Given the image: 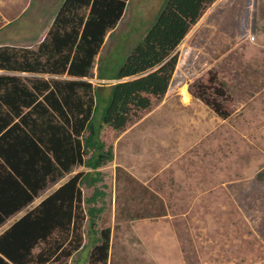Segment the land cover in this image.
Instances as JSON below:
<instances>
[{
	"label": "rangeland",
	"instance_id": "1",
	"mask_svg": "<svg viewBox=\"0 0 264 264\" xmlns=\"http://www.w3.org/2000/svg\"><path fill=\"white\" fill-rule=\"evenodd\" d=\"M165 1L129 0L98 60L127 56ZM64 2L0 0V46L36 50ZM173 56L178 64L165 98L125 131H104L113 161L96 172L78 166L50 184L0 235L68 180L89 174L81 186L84 247L51 264H97L91 254L106 229L107 264H264V0H216ZM83 80L102 97L116 83L98 79L97 66ZM221 83L230 98L225 118L190 91L199 87L217 104ZM96 190L103 195L90 205ZM91 206L103 210L96 234Z\"/></svg>",
	"mask_w": 264,
	"mask_h": 264
},
{
	"label": "trees",
	"instance_id": "2",
	"mask_svg": "<svg viewBox=\"0 0 264 264\" xmlns=\"http://www.w3.org/2000/svg\"><path fill=\"white\" fill-rule=\"evenodd\" d=\"M128 1L65 0L36 50L0 46V227L78 166L96 172L113 161L104 131H125L165 98L178 64L173 54L216 0H166L127 56L100 61ZM96 66L98 79L116 82L104 97L83 80L94 78ZM127 78L136 79L123 81ZM190 91L227 117L226 84L219 90L224 101L217 104L199 87ZM88 176L71 178L3 232L0 264L64 263L80 251L86 219L81 186ZM102 195L96 190L87 203ZM102 211L89 208L90 234H96ZM110 244L106 229L90 261L107 264Z\"/></svg>",
	"mask_w": 264,
	"mask_h": 264
},
{
	"label": "bare ground",
	"instance_id": "3",
	"mask_svg": "<svg viewBox=\"0 0 264 264\" xmlns=\"http://www.w3.org/2000/svg\"><path fill=\"white\" fill-rule=\"evenodd\" d=\"M184 93H185V100L187 102L189 100V97H188V94L186 92H184Z\"/></svg>",
	"mask_w": 264,
	"mask_h": 264
},
{
	"label": "water",
	"instance_id": "4",
	"mask_svg": "<svg viewBox=\"0 0 264 264\" xmlns=\"http://www.w3.org/2000/svg\"><path fill=\"white\" fill-rule=\"evenodd\" d=\"M132 79H136V78H127V79H125V80H123V81H129V80H132ZM121 81H119V83H120Z\"/></svg>",
	"mask_w": 264,
	"mask_h": 264
}]
</instances>
